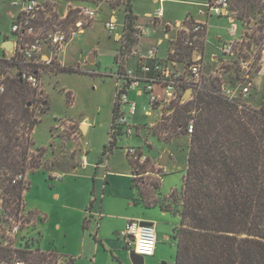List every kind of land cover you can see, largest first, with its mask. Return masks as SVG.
Here are the masks:
<instances>
[{
    "label": "built area",
    "instance_id": "built-area-1",
    "mask_svg": "<svg viewBox=\"0 0 264 264\" xmlns=\"http://www.w3.org/2000/svg\"><path fill=\"white\" fill-rule=\"evenodd\" d=\"M85 1L67 0L62 5L57 4L55 0H15L14 5L18 8V14L11 24L12 49L8 51L4 46H0V63L18 66L17 77L29 89L40 90L39 69L36 67L48 66L52 62L61 65V56L67 45L93 25L98 11H101L98 5H105L109 11L104 27L117 45L114 56L115 70L110 74L115 79L116 86L113 103L115 114L114 119H111L108 143L116 137L139 136L142 128L148 127L130 121L138 113L139 107L136 101L129 97V92H138L139 95L146 97V105L142 107L143 114L151 116L155 110L162 113L164 109L169 108L168 112H172V105L190 102L198 91L210 86L205 75L207 51L211 44L209 35L213 28L210 20L224 22L219 25V29L225 35L214 34L216 43L213 46L225 65L235 64L238 70L233 76L235 85L220 82L219 86L213 89L215 94L231 103L237 102L241 96H248L252 85L250 76L255 70L253 63H257L259 67L264 63V41L258 46L250 36L242 32L244 20L239 17L240 10L236 6L245 0H205L199 10L204 17L203 21L186 17L178 22L166 23L163 28L164 40L168 43L165 57H158L153 52L144 57H137L138 42L142 37L149 36L151 29L136 25L134 20L132 25L134 32L129 37L125 22L130 0H98V5H89ZM161 4L159 1V6L148 16L151 28L163 18ZM119 10H122L120 20L117 16ZM257 16L258 21L264 24V0ZM130 39H134L133 44L130 43ZM162 41L163 39L160 43ZM251 42L254 43L247 46V43ZM238 47H242L243 56L236 53ZM251 52L254 54H250ZM133 56L137 59L130 67L129 60ZM217 57L210 56L211 60L220 62ZM6 77V74L0 73V81ZM3 92L4 86L1 83L0 94ZM187 92L189 96L184 98ZM192 126V123L188 124V135L192 133ZM125 150L131 160L139 164L145 162V155L137 154L135 148ZM109 153L110 150H107L105 155ZM85 166L84 154L81 158V167ZM50 178L59 181L62 175L54 173ZM8 182L11 185L20 184L22 194L15 201V206H9L7 204L10 201L7 200L9 197L4 193V187L0 185V264H27L19 257L20 254L49 255L37 248V233H33L37 225L44 222L45 216L26 207L23 193L28 188V182L25 173L13 175ZM9 207L15 209V213H11ZM141 223L139 220H129L120 237L125 240L130 253L134 252L142 258H147L153 256L155 252L157 236L153 224ZM140 248L145 250L139 251ZM58 258V263L64 261V258L60 256Z\"/></svg>",
    "mask_w": 264,
    "mask_h": 264
},
{
    "label": "rangeland",
    "instance_id": "rangeland-1",
    "mask_svg": "<svg viewBox=\"0 0 264 264\" xmlns=\"http://www.w3.org/2000/svg\"><path fill=\"white\" fill-rule=\"evenodd\" d=\"M67 0L59 2L55 0L57 4L64 5ZM75 1V0H71ZM15 0H9L12 5ZM89 5H98V1H85ZM246 0L236 7L240 10V16L244 20L242 26V32L246 36L255 42L256 45L261 46L264 41V24L258 21L257 12L261 8L262 0H249V3L245 5ZM101 11H98L96 20L92 23L91 28L86 29L83 34L78 35L71 43L67 45L61 59L64 60V65H58L57 62H52L48 66H40L38 71V78L41 83L40 90L33 91L30 99L33 103L34 115H38L37 112L41 110L40 103L44 102L50 111L44 116L42 123L36 128L33 135L34 140L38 145H42L48 139V130L52 125L54 119L60 120L63 117L69 115L75 118H89V121L95 122L94 127L91 128L86 140L89 142V161H94L98 155L100 156L104 150V147L108 145V133L110 129L112 119V106L114 103V90H115V79L110 76L114 73V56L116 54L117 45L113 41L110 33L105 29L104 22L108 18V8L100 4L98 5ZM158 7V6H157ZM157 7H154L155 9ZM18 10L16 7H12ZM153 8V10H154ZM194 9L193 7L185 4H179L175 2H166L164 4L165 20L169 23H174L176 18H181L182 14L186 11ZM152 10V4L150 0H135V11L139 14L145 11ZM119 20L122 16V10L117 12ZM11 24L12 14L11 8L5 11V15L0 17V45L4 39V36L8 39L12 38L11 35ZM223 36L224 32L221 33ZM210 46L207 51L205 75L208 80L218 78L219 82H225L234 86L235 81L233 76L238 73L236 65H225L220 59L219 52L213 46L216 43L213 31L209 35ZM247 43V46L252 43ZM238 55L243 56L242 47H238L235 50ZM96 54V61L93 64L87 62L88 58ZM250 54H254L251 52ZM218 56L219 61L211 60L210 56ZM134 58V59H133ZM136 56H133L129 60V66H132V61H135ZM77 64V65H76ZM79 66L78 69L76 68ZM59 67H65L73 70L77 73H58ZM225 67V68H223ZM255 68L254 72L250 76L251 91L246 97H239L237 102L244 105L247 108L256 110L263 101L264 98V63L261 67L257 66V63H253ZM17 66L6 62L0 63V73L6 74L8 78L17 76ZM95 73V74H92ZM74 98V99H73ZM73 105L72 108L67 106ZM146 105V102L139 104L138 113L136 114L135 122L139 125H147L148 127L142 128L140 135H132L130 138L121 136L122 143L120 148L113 150L110 167L108 171L115 173L122 169L123 166L127 167L125 160V149L127 147H136L137 154L145 155L146 160L143 164H139L133 160H128L131 165L132 175V186L137 189L144 199V203L147 206H154L158 208L140 209L128 208L132 210L126 211L124 207L119 206L116 201H112L108 194L105 197V203L103 206V214L110 217H114L115 221H120L124 216H132L136 218L142 216L143 219L149 220L154 224L156 228L157 236V251L162 253L161 260H144V264H173L174 260V242L172 236L176 233L180 227L181 212V187L187 168V156L190 146V135L184 132V129L175 130L172 128V113L168 112V109H164L162 113L158 110L152 111L151 116H145L143 114L142 107ZM47 110V108H46ZM193 124V120L189 121V124ZM132 124V123H131ZM153 124L152 126H149ZM77 131V125L74 126ZM79 136L76 135L75 138ZM41 149V148H40ZM39 150L37 147L33 148V152L29 151L28 159H38ZM167 154L168 164L166 166L159 165V161L163 155ZM41 156V153H40ZM29 169L26 173L33 171ZM92 169L86 168L84 171H80V174H89ZM121 171V170H120ZM3 172V171H1ZM69 179V175H67ZM48 182V181H47ZM45 182V178L41 175V172L35 173L32 177V190L29 193L28 201L31 204L36 202L41 203L49 213L57 214V218L60 219L61 229L55 231L52 229L53 224L46 227V240L43 242V247L50 248L52 242L48 239L49 234L59 239L61 246V253L64 252L63 245H77L79 242V234L81 232V226L78 223V216L71 211L63 212L61 209H57L50 204H54L50 199L51 192L47 189L49 184ZM80 182V180H79ZM73 183V182H72ZM111 189L125 188V179L114 176L111 180ZM78 186V184H77ZM76 187V186H75ZM64 193L61 199L63 205H67ZM70 192L67 193L69 197ZM67 198V197H66ZM25 200V199H24ZM15 202L8 201L9 206H15ZM10 208V207H9ZM11 213H15V209H11ZM162 212L167 213V216H163ZM69 212V213H67ZM142 214V215H141ZM165 219L168 223H173L171 237L167 232H164ZM107 221H104L102 229L100 230V236L104 239L116 240L113 235L114 231L120 232L121 224L115 223L114 225L107 226ZM65 226L72 228L75 232V236L70 242L60 239L61 234L65 231ZM88 236V235H87ZM167 239H164V238ZM86 245L83 253L80 255V259H77L76 264H88L90 255L93 254L94 240L92 237H86ZM35 254L34 256H38ZM120 258V263H127L124 258L128 260V253L117 252ZM29 256V255H28ZM77 256V254L75 255ZM58 256L51 255L47 258L44 263L40 264H69L70 259H64L58 263ZM107 260V261H106ZM96 261L98 264H111L107 255L97 253ZM117 264H120L115 260ZM129 262V261H128ZM31 264V263H30ZM130 264V262L128 263Z\"/></svg>",
    "mask_w": 264,
    "mask_h": 264
},
{
    "label": "trees",
    "instance_id": "trees-1",
    "mask_svg": "<svg viewBox=\"0 0 264 264\" xmlns=\"http://www.w3.org/2000/svg\"><path fill=\"white\" fill-rule=\"evenodd\" d=\"M127 9L130 37L135 18L130 6ZM73 72L58 69V73ZM1 83L0 185L7 200L15 202L22 187L8 181L15 174L37 169L43 150L38 148L39 160L26 162L33 147L30 135L39 123L30 99L34 90L17 76ZM219 83L218 78L209 80L210 86L198 91L192 101L171 107L175 130L187 133L193 120L181 187L180 227L172 236L174 264H264V98L256 110L231 103L213 92ZM40 104L38 115L44 114V102ZM114 114L113 110L112 119ZM113 146L114 140L102 154ZM86 224L84 220L83 228ZM50 255L19 257L27 264H40Z\"/></svg>",
    "mask_w": 264,
    "mask_h": 264
},
{
    "label": "crops",
    "instance_id": "crops-1",
    "mask_svg": "<svg viewBox=\"0 0 264 264\" xmlns=\"http://www.w3.org/2000/svg\"><path fill=\"white\" fill-rule=\"evenodd\" d=\"M159 1L162 2L161 6L163 8V18L158 21L154 28L150 27V19L148 18L149 15H152L155 8L159 6ZM175 2L179 4H185L187 6L193 7L194 9H191L189 11H186L184 14H182L181 18H176L174 22H178L186 17H191L195 20L203 21L204 17L200 14L199 10L201 9L200 5L205 2V0H150V3L152 4V10L151 11H145L141 14L135 11V0H130V9L132 12L133 17L135 18V24L142 26V27H149L150 33L149 36L142 37L140 41L138 42L137 47V57L138 56H147L149 52L155 53L158 57H165L166 51L168 47V43L166 40H164L163 35V28L166 23H169V21L165 20V10H164V4L166 2ZM12 7H16L13 4L11 5L9 3V0H0V17H3L5 15V11L9 8H11V14H12V21L16 18L18 14V10L13 9ZM17 8V7H16ZM154 8V10H153ZM18 9V8H17ZM210 25L213 27L211 29V32L215 35L221 34L222 30L219 29V25H222L221 20H210ZM90 26L89 28H91ZM12 35V34H11ZM163 41L160 43V40ZM12 38L8 39L6 35L4 36V39L0 46H4L8 49V51H11L12 49ZM134 59V58H133ZM137 59V58H136ZM132 61V65L136 62ZM96 61V54L94 55V62L90 63L93 64ZM61 65H64V60L61 59ZM77 65V64H76ZM77 69L79 66L76 67ZM80 71V69H78ZM77 73V72H73ZM61 73H56L53 76H56ZM95 74V73H92ZM96 75V74H95ZM42 88V87H41ZM129 97L136 101L138 107L140 108L139 104H143L146 102V97L144 95H139L138 92L131 91L129 92ZM74 99V98H73ZM45 104V103H44ZM44 114L37 115V120H39V123L34 127L33 131L31 132V140L33 142V147L31 148V152H33V148H41L43 150V153L39 160V167L37 169H34L31 172L25 173L26 179L28 182V188L23 193V197L25 199L26 207L28 210L41 213L45 216L44 222H41L37 225L35 228V232L37 233V248L47 254H55L57 256H60L64 259H70L71 262L69 264H76L77 259H80L81 253H83V250L86 245V237H92L94 240V250L93 254H91L90 259H88V264H98L96 261L97 253H101L104 255H107L109 258V261L111 264H117V262L120 263V258L117 255V252H123L128 253V260L127 258H124V260L128 264H133L130 259V252L128 248L126 247V242L123 238L120 237V233L124 230L127 222L129 220H139L141 222H146L149 220L143 219L142 216L139 217L140 214L137 215L136 218H133L132 216H124L120 221H115L116 219L114 217H110L103 214V206L105 203V197L108 194L110 199L112 201H116V203L126 208L125 210H132L128 208H140V209H150V208H158L154 206H147L144 203V199L141 196V194L137 191L135 187L132 186V177H135V174L132 175L131 172V165L129 163V157L125 153V160L127 167L123 166V170L120 169L116 171L115 173H112L108 171V168L111 164L110 156L113 153L114 149L120 148L122 139L120 137H116L114 140V146L112 150H110V153L108 155L101 154L100 156L94 160L89 161V142H87L86 137L90 131L91 128H95V122L89 121V118H75L71 117L69 115L63 117L60 120L54 119L52 125L49 127L48 130V139L45 143L42 145H38L36 141L33 138V135L36 131V128L42 123L44 116L50 111V107L48 108L46 105H44ZM69 109L73 107L67 106ZM47 108V110H46ZM113 111V106H112ZM139 111V110H138ZM136 120V116L131 118L130 121L133 123ZM77 125V131L74 128V126ZM78 135V138H75V136ZM127 148H136V147H127ZM126 152V150H125ZM85 154L86 158V166L83 168L81 167V158ZM131 160V159H130ZM90 167L92 170L89 172V174H80V171L86 170V168ZM41 172V175L45 178V182L49 184V188H47L51 192L50 199H52V202L54 204H50V206H54L55 208L61 209L63 212L71 211L72 213L76 214L78 216V223L81 226V232L79 234V242L75 245H67L64 244L62 248H64V252L61 253V246L59 243V239L55 236H51V233L48 236V239L52 242L50 244V248L43 247V242L46 240L45 232L46 227L48 225L53 224L52 229L55 231H60L61 225H60V219L57 218V214L52 213L50 214L48 209H46L42 204H44V201L41 203H29V193L32 190V177L35 176V173ZM85 172V171H84ZM54 173H60L62 175L61 180L59 181H53L50 178L51 174ZM67 175H69V179H67ZM116 176L122 179H125V188H115L114 191L111 189L112 178ZM80 180V182H79ZM73 182V183H72ZM78 184V186H77ZM76 186V187H75ZM70 192L69 197L67 196V193ZM66 194L65 198H63L65 201H67V205H63L61 202L63 194ZM69 213V212H67ZM163 216H167V213L162 212ZM142 215V214H141ZM87 220L86 227L83 228V221ZM104 221H107V226L114 225L115 223H120L121 230L120 232L114 231L113 237L116 240L112 239H104L100 236V230L102 229V225L104 224ZM165 228L164 232H167L169 236L171 237L172 229L174 227L173 223H168L165 219ZM150 223V222H149ZM154 225V224H153ZM65 231L62 232L60 239H63L67 242H70L73 237L75 236V232L72 231V228L65 226ZM156 231V228H155ZM88 235V236H87ZM164 239H167L166 237ZM173 240V239H172ZM174 242V251L176 252V246L175 241ZM157 244V243H156ZM157 246V245H156ZM77 254V256H75ZM162 253L157 251V247H155V252L153 256L143 258L141 264H144V260H153L160 258L161 260ZM175 257V255H174ZM107 261V260H106ZM129 261V262H128ZM60 263V262H59ZM164 263V262H163ZM122 264V263H120ZM174 264V260H173Z\"/></svg>",
    "mask_w": 264,
    "mask_h": 264
},
{
    "label": "water",
    "instance_id": "water-1",
    "mask_svg": "<svg viewBox=\"0 0 264 264\" xmlns=\"http://www.w3.org/2000/svg\"><path fill=\"white\" fill-rule=\"evenodd\" d=\"M4 47H5V45H4ZM94 55L95 54L92 53V55L88 58V62H90V63H93L94 62ZM188 96H189V92H187L185 94V97L184 98H187ZM167 164H168V156H167V154H165L160 159L159 165L166 166ZM141 224L142 225H152V223H149V222H142ZM130 259H131V262L133 264H141L143 258L140 255H137L134 252H131L130 253ZM162 264H165V263H162Z\"/></svg>",
    "mask_w": 264,
    "mask_h": 264
},
{
    "label": "clouds",
    "instance_id": "clouds-1",
    "mask_svg": "<svg viewBox=\"0 0 264 264\" xmlns=\"http://www.w3.org/2000/svg\"><path fill=\"white\" fill-rule=\"evenodd\" d=\"M149 247L151 246L150 244L148 245ZM139 251H143V250H145L144 248H140V249H138Z\"/></svg>",
    "mask_w": 264,
    "mask_h": 264
}]
</instances>
